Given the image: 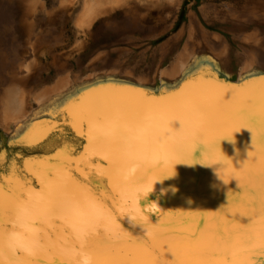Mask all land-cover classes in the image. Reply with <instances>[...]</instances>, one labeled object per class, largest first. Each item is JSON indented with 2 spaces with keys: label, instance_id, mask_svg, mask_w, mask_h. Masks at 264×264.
Listing matches in <instances>:
<instances>
[{
  "label": "bare ground",
  "instance_id": "1",
  "mask_svg": "<svg viewBox=\"0 0 264 264\" xmlns=\"http://www.w3.org/2000/svg\"><path fill=\"white\" fill-rule=\"evenodd\" d=\"M39 1L0 0V26L18 40L0 41L4 264H81L78 236L85 249L118 244L113 258L123 264H150L141 245L156 249L162 242L177 249L164 246L166 264H264V70L258 66L264 6L230 18L233 26L246 27L231 35L247 48L235 80L225 83L213 70L223 73L228 45L202 32L191 34L173 62L175 45L162 52L153 73H134L118 56L102 58L95 69L93 59L77 73L56 56L38 67L29 54L52 40L33 32L29 17ZM178 1L78 0L72 22L89 29L116 10L131 24L155 12L161 19ZM70 4L59 3L60 25L71 21ZM42 7L39 23L52 18ZM171 93L179 95L167 103L153 99ZM174 117L182 127L170 123ZM242 123L248 127L231 132ZM245 161L236 180L232 170ZM169 162L174 175H165ZM161 189L168 191L161 195ZM98 224L104 227L89 234ZM198 225L212 246L206 255L192 251L194 241L178 239L181 230Z\"/></svg>",
  "mask_w": 264,
  "mask_h": 264
},
{
  "label": "rangeland",
  "instance_id": "2",
  "mask_svg": "<svg viewBox=\"0 0 264 264\" xmlns=\"http://www.w3.org/2000/svg\"><path fill=\"white\" fill-rule=\"evenodd\" d=\"M69 1H71L70 5H73V10L71 21L67 22L65 26L58 23V19L64 17L62 11L58 12L57 10L61 0H40L29 17L34 33L40 32L42 35L49 33L52 35V40L47 41V45H49L45 46L44 52L29 54V57L33 56L37 61L38 67L50 63L51 59L56 56L71 67H75L74 71L77 73L87 70L93 59L96 64L93 66V69H95L103 62L102 58L110 56L115 59L114 56H118V63L123 62L128 65L134 73H145L146 71L147 73L148 71L153 73L162 52L175 45L170 58L173 62L184 45L191 41V34L202 32L210 36L218 35L228 45L229 54L223 61V73L214 70L213 72L221 79L226 75L231 80L236 78L240 55L247 47L245 43L237 42L236 35L234 37L231 35L232 32H245L246 27L233 26L230 23V18L233 15L246 12L245 10L254 9L256 5L262 4L264 6V0H179L175 12L168 14L165 18L160 19L159 15L157 16L158 13L155 12L143 20L139 18L135 24H131L122 10H116L107 18H105L106 16L99 18V20L105 22L103 25L95 21L89 29H78L73 26L72 22L78 9L76 6L78 0ZM40 5H43L42 8L47 9L50 15L52 14V18L48 19L47 17L44 23H39V21H42L38 15L41 11ZM135 5L139 6L140 4L135 3ZM51 19H57V21L49 23L48 21ZM254 27L256 28V25ZM0 41L18 40L9 38L8 29L1 25ZM169 63L170 60L166 59L162 67H166ZM258 66L264 70V59L259 61ZM51 72L49 71L50 75H52Z\"/></svg>",
  "mask_w": 264,
  "mask_h": 264
},
{
  "label": "snow or ice",
  "instance_id": "3",
  "mask_svg": "<svg viewBox=\"0 0 264 264\" xmlns=\"http://www.w3.org/2000/svg\"><path fill=\"white\" fill-rule=\"evenodd\" d=\"M237 90H232V93H234ZM179 93H171L168 96H162L159 98H153L154 100H157L159 103H167L168 101L174 99L176 96H178ZM231 93H230V99H231ZM226 99V100H230ZM179 121L180 125L182 127L183 121L180 120L179 118H173L170 123L173 121ZM180 127V128H181ZM243 127H248L247 124H237L233 127L231 132H236L239 131ZM179 128V129H180ZM225 139H230V135L225 136ZM248 167V162L245 161L244 164L240 167L239 170L236 168L232 170V177L235 178L236 180L240 179L239 173L244 172ZM165 175H174V168H173V162H169L168 164V170ZM158 179H163L164 176H159L157 177ZM143 194L142 193H137V198L139 199ZM111 215V214H110ZM97 227H104L103 224H98V225H92L88 229V233L90 234L91 232H94ZM78 240H81V248L80 251L87 252L90 254L93 258V264H123L122 261H119L117 259H114V255L119 251L120 246L118 244H113L112 242H107L103 245L102 249L97 251L92 248L85 249L83 246V241L81 237H77ZM178 239L180 240H188V241H194V245L192 247V251L196 254L199 255H206L210 251H212V246L210 244H206L207 240V234L206 231L201 228V226H197V230L193 231L190 228H186L181 230L180 235L178 236ZM167 246V249L169 251L176 253L177 249L169 242H162V244L157 247L156 249H150L146 244H142L141 247L143 250L152 256V260L150 261V264H166L165 261L161 259L160 253L162 249H165L164 246ZM3 255V235L0 233V256ZM0 264H4L3 260L0 259ZM196 264H215L214 261L211 260H199L196 262Z\"/></svg>",
  "mask_w": 264,
  "mask_h": 264
},
{
  "label": "clouds",
  "instance_id": "4",
  "mask_svg": "<svg viewBox=\"0 0 264 264\" xmlns=\"http://www.w3.org/2000/svg\"><path fill=\"white\" fill-rule=\"evenodd\" d=\"M222 155H224V154L222 153ZM155 182L156 181L153 182L151 188L149 189V192L150 193L153 191V185H154ZM167 191H168L167 189H161V195L166 194ZM172 191L174 193L176 191V189H172ZM81 264H93V258H92V256L90 254H88L87 252L81 253Z\"/></svg>",
  "mask_w": 264,
  "mask_h": 264
},
{
  "label": "water",
  "instance_id": "5",
  "mask_svg": "<svg viewBox=\"0 0 264 264\" xmlns=\"http://www.w3.org/2000/svg\"><path fill=\"white\" fill-rule=\"evenodd\" d=\"M162 68H164V67H162ZM220 79V78H219ZM223 80H224V82L225 83H229V82H232V80L229 78V77H227V76H225L224 78H223ZM233 83V82H232ZM152 93H155L156 94V91L154 92V90H152ZM152 96V95H151ZM150 95H149V97H151ZM130 231V230H129Z\"/></svg>",
  "mask_w": 264,
  "mask_h": 264
}]
</instances>
